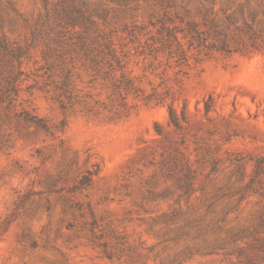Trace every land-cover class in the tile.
<instances>
[{"label":"rangeland","instance_id":"374dc122","mask_svg":"<svg viewBox=\"0 0 264 264\" xmlns=\"http://www.w3.org/2000/svg\"><path fill=\"white\" fill-rule=\"evenodd\" d=\"M0 36V264H264V0H0Z\"/></svg>","mask_w":264,"mask_h":264},{"label":"trees","instance_id":"16d2710c","mask_svg":"<svg viewBox=\"0 0 264 264\" xmlns=\"http://www.w3.org/2000/svg\"><path fill=\"white\" fill-rule=\"evenodd\" d=\"M62 13L57 15V36L55 42L60 45V38L64 34V28L66 25H71L81 18L85 17V11L83 8L75 3H64L61 5ZM214 26H217L214 23ZM209 33L201 30L199 25L194 21L188 23V27L184 30V39H187L188 49H197L198 51L203 48H212L219 51L231 52V47L226 39H220L216 36L215 42H208ZM221 35V32H218ZM169 37L176 43V52L181 58H186L187 49L184 44L178 38L176 31L169 30ZM225 37V36H224ZM172 45V44H171ZM49 48L50 46L47 45ZM89 46L85 40V37L81 39V48L87 49ZM111 52L112 48L107 45ZM253 47L259 49L261 46L254 42ZM52 50V49H51ZM57 49L55 48V51ZM173 51V50H172ZM26 51L19 45L11 44L5 37L0 36V87L7 88L9 92L14 91L17 88L18 82L23 74V57L26 55ZM7 91V92H8ZM257 250L264 252V243L256 246ZM252 264H259L254 258L250 259Z\"/></svg>","mask_w":264,"mask_h":264}]
</instances>
